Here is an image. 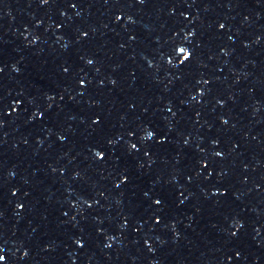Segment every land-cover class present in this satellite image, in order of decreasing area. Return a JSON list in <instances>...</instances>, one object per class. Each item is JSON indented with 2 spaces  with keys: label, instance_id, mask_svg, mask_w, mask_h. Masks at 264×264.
Instances as JSON below:
<instances>
[{
  "label": "snow or ice",
  "instance_id": "snow-or-ice-1",
  "mask_svg": "<svg viewBox=\"0 0 264 264\" xmlns=\"http://www.w3.org/2000/svg\"><path fill=\"white\" fill-rule=\"evenodd\" d=\"M181 51H183V50H181ZM3 259V257L2 256H0V260H2Z\"/></svg>",
  "mask_w": 264,
  "mask_h": 264
},
{
  "label": "clouds",
  "instance_id": "clouds-1",
  "mask_svg": "<svg viewBox=\"0 0 264 264\" xmlns=\"http://www.w3.org/2000/svg\"><path fill=\"white\" fill-rule=\"evenodd\" d=\"M188 58H189V56H188ZM188 58H187V59H188ZM187 59H186V60H187ZM3 259H4V257H3ZM3 259H2V260H3Z\"/></svg>",
  "mask_w": 264,
  "mask_h": 264
}]
</instances>
